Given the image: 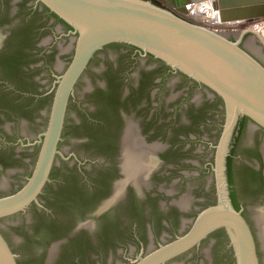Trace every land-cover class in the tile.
<instances>
[{
	"label": "water",
	"instance_id": "obj_1",
	"mask_svg": "<svg viewBox=\"0 0 264 264\" xmlns=\"http://www.w3.org/2000/svg\"><path fill=\"white\" fill-rule=\"evenodd\" d=\"M36 1L68 24L73 31L69 39L58 42L61 53L58 52L57 59L55 52L52 56H41L35 60L37 66L27 75L34 79L31 83H22L19 75L7 79L14 90L9 95L12 104L0 100V112L4 114V121L0 123V139L6 142L4 150L0 151V163L4 167L0 170V230L11 246L0 232V264H39L34 256L35 250L50 247L66 232L63 229L46 238H35V234L26 237L19 229L21 215H14L24 211L31 203H38V195L48 181L57 155L62 156L57 149L60 139L59 148L64 155L68 154L66 157L74 153L81 156H104L110 153L103 141L106 136L104 129L94 126L89 128L87 125L90 119L103 120L104 113L101 111L104 104L97 103L99 111L96 110L91 118L81 106L86 101L80 102L76 98V92L85 87L83 81L88 79L93 69L109 64L101 58L119 57L123 63L131 57L129 54H119V46L107 47V53L98 52L105 46L122 43L140 49L144 55L161 60L218 95L224 102L227 122L234 123L238 116L244 115L264 129V66L249 54L263 59L259 51V40L262 43L264 40L254 29H246L236 40H231L210 28L186 21L148 0ZM183 1L167 2L182 11L184 5L192 0ZM211 4L216 19L217 10L223 19L230 15L246 20L264 16V0H211ZM254 5L262 12L239 14L236 11H247ZM232 9H235V13H231ZM48 34H44V38ZM241 37V44L249 53L240 47ZM14 42L20 49L27 44L20 39ZM96 52L89 70L84 73ZM82 74L74 96V86ZM35 90L54 92L53 95L51 93L52 97L38 99L30 95ZM75 120L81 121L83 126H73ZM215 124V119L207 117L205 132L214 130ZM166 133L167 130L158 129L155 135L165 140ZM178 134L175 129L173 140L169 141L173 146L169 150H158L162 161L144 148L135 146L136 142L132 141L128 149L129 145L133 149L130 146V151L127 149L122 157V169L127 178L140 184L158 166L157 173L151 178V188L166 193L167 201L177 199L175 202L180 208L190 204L191 208L187 216H184L186 220L180 222L177 212L168 210L163 216L168 219V223L163 227L157 221L160 211L153 206L154 202L148 201L150 213L147 217L154 221L156 231L152 240L145 238L143 231L140 229L139 232L138 228L135 231L138 240L130 236L134 231L132 224L135 217L125 211L124 217L130 219L128 229L124 231V236L115 241V244L118 242L123 246V252L115 251L110 260L108 249L111 243L103 236L98 239L95 248L83 250L70 243L56 247L53 251L54 259L57 258L56 264H126L127 258L131 260L130 264H165L176 257L171 264H264V214L256 215L255 242L241 212L232 208L224 195L220 196L216 204L208 205L213 200V191L205 190L207 182L203 183L194 176L189 180V189L186 188L177 171L193 169V164L190 166L184 162L186 159L195 162L197 170L204 153L199 156L191 153L185 155L182 152L184 144L178 145ZM18 136L28 137L31 141L38 136L35 141L38 145L28 149L12 146L10 138ZM194 146L197 148L198 142ZM151 148L160 147L154 145ZM15 152L19 158L14 157ZM208 153L205 152V156ZM120 189L121 184L117 186V194ZM50 206L58 216L66 213L77 216V211L69 206L55 202ZM30 216L33 220L37 219L33 210ZM217 230H223L227 240L222 233L215 232ZM161 239L167 241L161 243ZM90 256H95V259Z\"/></svg>",
	"mask_w": 264,
	"mask_h": 264
},
{
	"label": "flooded vegetation",
	"instance_id": "obj_2",
	"mask_svg": "<svg viewBox=\"0 0 264 264\" xmlns=\"http://www.w3.org/2000/svg\"><path fill=\"white\" fill-rule=\"evenodd\" d=\"M0 29V100L12 104L9 95L14 90L7 79L19 75L22 83H31L34 79L27 75L37 66L35 60L41 56H52L55 52L57 59L61 53L58 42L69 39L73 29L36 0H0ZM47 32L49 34L44 38ZM229 33L239 37V34L230 31L226 34ZM15 39L26 42V47L20 49L18 45L15 46ZM241 41L242 37L239 45L246 50ZM259 42L263 59L246 51L264 66V43ZM109 46H119V54H129L131 57L123 63L119 57L101 58L100 60L109 64L93 69L88 79L83 81L85 87L76 92V86L89 70L91 61L98 52L107 53ZM98 52L90 59L76 82L73 95L76 92L78 101H86L81 106L91 118L96 110L99 111L97 103L104 104L103 111L100 109L104 113L103 120L90 119L87 125L89 128L94 126L104 129L106 136L103 141L110 153L104 156H81L74 153L66 157L68 154L64 155L59 148L60 139L57 149L62 156L57 155L48 181L38 195V203L33 202L24 211L14 214L21 215L19 229L26 237L35 234V238H46L66 229L64 236L50 247L35 250L34 256L39 264H56L57 258L54 259L53 255L56 247L70 243L83 250L95 248L98 239L103 236L111 243L108 249L111 260L115 251L124 250L115 241L124 236V231L128 229L130 219L124 217L125 211L135 217L132 224L134 231L130 236L138 240L139 236L135 233L138 228L139 232L140 229L143 231L145 238L152 240L156 231L154 221L147 217L150 213L148 201L154 202L153 206L160 211L157 221L163 227L168 223V219L163 217L168 210H175L178 220L185 221L184 216H187L190 204L186 208H180L175 202L177 199L167 201L165 192L162 194L159 189L151 188V178L157 173L158 166L140 184L127 178L122 169V157L126 154L128 144L136 142L135 146L144 148L153 157L159 158V149L167 151L173 146L169 141L173 138L175 129L179 132L178 145L184 144L182 152L185 155L191 153L199 156L204 153L197 170L195 168L198 165L186 159L184 162L190 166L193 164L194 170L177 171L185 187L189 189L192 176L200 178L203 183L207 182L205 190H212L214 195L208 205L216 204L220 196L224 195L232 208L241 212L256 242V215L264 214V129L244 115L238 116L234 123L227 122L224 102L218 95L161 60L144 55L134 46L112 43ZM50 92L53 95L54 90ZM51 93L35 90L30 95L40 99L52 97ZM213 112L215 115H212ZM207 117L216 121L214 130L208 133L204 127ZM3 121L4 114L0 112V123ZM65 121L66 116L64 126ZM72 124L75 127L83 126L78 120ZM158 129L167 130L165 140L156 138ZM37 138L31 141L28 137L18 136L10 140L12 146L28 149L38 145L35 142ZM0 142V151H3L6 142L4 139ZM195 142H198L197 148L194 146ZM154 145L160 148L152 149ZM131 148L133 149L132 146ZM205 152H209L207 156ZM15 153L14 157L19 158L18 153ZM3 168L0 163V170ZM119 184L121 189L117 194ZM53 202L75 209L77 216L67 213L58 216L50 206ZM32 210L37 215L35 220L30 216ZM142 214L144 218L141 219ZM215 232L222 233L227 240L223 230ZM4 238L6 239L5 236ZM6 241L8 242L7 239ZM164 241L167 240L161 239V243ZM227 247L231 253L228 244ZM90 257L95 259V256ZM135 258L136 256L132 260ZM125 260L126 264H130V259ZM173 260L165 264H171Z\"/></svg>",
	"mask_w": 264,
	"mask_h": 264
},
{
	"label": "bare ground",
	"instance_id": "obj_3",
	"mask_svg": "<svg viewBox=\"0 0 264 264\" xmlns=\"http://www.w3.org/2000/svg\"><path fill=\"white\" fill-rule=\"evenodd\" d=\"M185 1L186 0H184L183 3ZM172 7H173L172 9H174V11L178 12L179 14L186 15V16L190 17V19H193L194 21L196 20V21H200V22H205V23L209 24L210 26H213V28L207 27V25H205V26L200 25V24H197V25H200V26H203L206 28H210L213 31L221 33L222 35L227 36L226 32L230 31V32H234L235 34L237 33L240 36L241 32L245 31L246 29H254L264 39V16L260 17V18H253L250 20H246V19H236L234 16L230 15V16H227L226 19H223L221 17V15L219 14V10H217L216 13L218 15V18L216 19L214 17L215 11L212 8L211 0H192V2L186 3L184 5V8H182L183 9L182 11L175 9L174 6H172ZM257 8L258 7H256L254 5V7L249 8L247 11H242V10H236V11H238L239 14H243V12H244V14L250 13V12L251 13H257V12L261 13L262 11L257 10ZM234 10L235 9L230 10V11H232L231 13H235ZM236 17H238V16L236 15ZM242 24H246V26H245V28H241V30H238L237 28L235 29L234 27H233L234 29H232V28L231 29H223L224 26L227 28V26L228 27L229 26H235V25L241 26ZM214 27H216V28H214Z\"/></svg>",
	"mask_w": 264,
	"mask_h": 264
},
{
	"label": "rangeland",
	"instance_id": "obj_4",
	"mask_svg": "<svg viewBox=\"0 0 264 264\" xmlns=\"http://www.w3.org/2000/svg\"><path fill=\"white\" fill-rule=\"evenodd\" d=\"M148 1L152 2L153 4H155L157 6H160L162 8H165V9L169 10V11H172L173 13H175L176 15H178L179 17H181L182 19H184L186 21H189V22L194 23V24H200V25H203V26L207 25V27L213 28V26H210L209 24H207L205 22H200V21H196V20L194 21L193 19H190V17H188L186 15L179 14L178 12L174 11V9H172L173 7L170 6V4L167 2V0H148ZM245 26H246V24H242L241 26L240 25L239 26H237V25L229 26L230 28L228 26H227V28L224 26L223 29H231V28L232 29H234V28L236 29L237 28L238 30H241V28H245ZM214 28H216V27H214ZM227 37L229 39H231V40H234L235 38H237V36H235L234 34H231V33H229L227 35Z\"/></svg>",
	"mask_w": 264,
	"mask_h": 264
}]
</instances>
